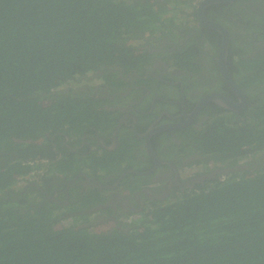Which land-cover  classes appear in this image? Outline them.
Instances as JSON below:
<instances>
[{"label":"trees","instance_id":"16d2710c","mask_svg":"<svg viewBox=\"0 0 264 264\" xmlns=\"http://www.w3.org/2000/svg\"><path fill=\"white\" fill-rule=\"evenodd\" d=\"M165 10L152 0H0V264H264L263 166L218 174L128 213L101 208L109 191L96 187L73 188L71 206L43 202L49 180L118 161L101 148L93 156L42 149L61 132L78 138L90 123L113 120L81 89L113 80L100 71L134 56L130 40L158 31ZM241 55L251 85L263 83L264 55ZM246 115L212 132L218 145L202 151L215 159L207 161L233 168L264 155V97ZM38 161L47 176L19 187L20 177L43 168Z\"/></svg>","mask_w":264,"mask_h":264},{"label":"flooded vegetation","instance_id":"af4514ba","mask_svg":"<svg viewBox=\"0 0 264 264\" xmlns=\"http://www.w3.org/2000/svg\"><path fill=\"white\" fill-rule=\"evenodd\" d=\"M152 1L165 6L162 21L170 16L176 19L162 23L156 32L146 33L143 40H130L127 46L134 56L124 55L115 67H107L108 72L100 71L110 74L107 77L112 74L113 80L94 78L92 91L81 89L83 97L99 100V111L110 113L113 120L108 121L106 116L104 126L90 123L78 138L61 132L60 141L50 137L49 145L42 149L46 155L66 149L69 153L86 150L93 156L101 148L109 153L125 151L127 157L121 167L117 161L103 171L97 170L91 159L88 163L96 167L80 168L68 180L66 175L49 180L48 192L41 188L44 203L71 206L75 187L87 191L117 186L108 190V200L100 205L110 207L115 215L119 210L137 211L147 199L155 201L153 196L167 193L169 198L175 191L193 189L209 180L207 176L213 171L226 167L207 161L212 155H201L208 150L207 144L218 145L212 132L221 124H234L237 118L245 122L246 114L264 97V81L251 85L253 74L246 72L240 60L241 54V58L264 55V0ZM201 6L203 15L198 13ZM211 23L228 33L226 66L230 84L219 61L223 33ZM212 96H224L238 108H226L217 100L203 102ZM249 161L237 166L247 165L250 171L264 167L263 154L253 164L248 165ZM45 176V172L38 174L30 183L40 184ZM124 184L132 186L127 189Z\"/></svg>","mask_w":264,"mask_h":264},{"label":"water","instance_id":"95a60500","mask_svg":"<svg viewBox=\"0 0 264 264\" xmlns=\"http://www.w3.org/2000/svg\"><path fill=\"white\" fill-rule=\"evenodd\" d=\"M220 1H224V0H220ZM225 1H228V0H225ZM229 1H232V0H229ZM210 2H219V0H211L208 3H210ZM204 3H203V5H204ZM202 8L203 7L201 6L199 11H198V13L200 15H203V9ZM211 25L214 26V28L218 29L219 31H221L223 33V40H222L221 49H220L219 61H220L221 68H222V74L224 75V77L228 81V83L230 84L231 80H230L229 73H228L227 66H226V60H227V55H228L227 49H228V46H229L228 33L226 32V30L224 28H222L221 26H219L217 24L211 23ZM236 89L239 90L238 87H236ZM208 100H217L218 102L221 103V105H223L226 108H230V109H237L238 108V104L237 103L225 98L224 96L208 97V98H205L203 102H206ZM247 167H248L247 165H241V166H237V167H233V168H225V169L216 170V171H213L212 174L208 175L207 178L210 179L211 176L216 175V174H227L230 171H235V170H239V169H246ZM202 179L204 180L205 178H201L200 180H202ZM116 187H104V188H106L108 190H112V189H114ZM153 198L155 199V201L156 200L157 201H165L168 198V194L166 193L164 196H153Z\"/></svg>","mask_w":264,"mask_h":264},{"label":"rangeland","instance_id":"374dc122","mask_svg":"<svg viewBox=\"0 0 264 264\" xmlns=\"http://www.w3.org/2000/svg\"><path fill=\"white\" fill-rule=\"evenodd\" d=\"M176 19V17L174 16V17H172V16H170L169 18H168V20L167 21H165V24H169L172 20H175ZM147 28H149V30H154V29H152L151 27H147ZM98 123L101 125V126H104L105 125V120H100V121H98ZM126 152L125 151H123V152H120L119 153V155H118V163H117V165L119 166V167H121V161L122 160H124L126 157H127V155L125 154ZM117 162V161H116ZM100 168L101 169H103V165L102 164H100ZM33 181V180H32ZM19 185V184H18ZM21 186L23 187L24 185L23 184H21ZM20 187V186H19ZM131 219L133 220V221H136L137 219H138V216H132L131 217Z\"/></svg>","mask_w":264,"mask_h":264},{"label":"built area","instance_id":"2783aa9c","mask_svg":"<svg viewBox=\"0 0 264 264\" xmlns=\"http://www.w3.org/2000/svg\"><path fill=\"white\" fill-rule=\"evenodd\" d=\"M44 163H45V162H40V161H38L39 166H43V168H41V169H36L34 172H30V173L27 174L26 176H22V177H20L19 180H18V183H19V184H23V185H25V184H27V183H30V181L33 180V179L35 178V176H36L35 173H39V174L44 173L45 168H46V166H47V165L44 166ZM128 222H129V221H128ZM132 222H135V221L132 220Z\"/></svg>","mask_w":264,"mask_h":264},{"label":"clouds","instance_id":"9594fccd","mask_svg":"<svg viewBox=\"0 0 264 264\" xmlns=\"http://www.w3.org/2000/svg\"><path fill=\"white\" fill-rule=\"evenodd\" d=\"M188 10H189V9L186 7V11H188ZM27 184H28V183H27ZM25 185H26V184H25ZM25 185H24V186H25Z\"/></svg>","mask_w":264,"mask_h":264},{"label":"bare ground","instance_id":"6f19581e","mask_svg":"<svg viewBox=\"0 0 264 264\" xmlns=\"http://www.w3.org/2000/svg\"><path fill=\"white\" fill-rule=\"evenodd\" d=\"M35 174H39V173H35ZM32 181V180H31Z\"/></svg>","mask_w":264,"mask_h":264}]
</instances>
